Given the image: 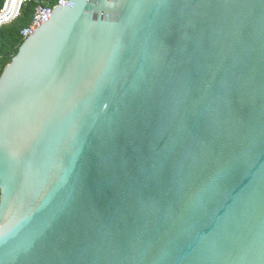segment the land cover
Instances as JSON below:
<instances>
[{
  "label": "water",
  "instance_id": "1",
  "mask_svg": "<svg viewBox=\"0 0 264 264\" xmlns=\"http://www.w3.org/2000/svg\"><path fill=\"white\" fill-rule=\"evenodd\" d=\"M0 77V264H264V0H71Z\"/></svg>",
  "mask_w": 264,
  "mask_h": 264
},
{
  "label": "built area",
  "instance_id": "2",
  "mask_svg": "<svg viewBox=\"0 0 264 264\" xmlns=\"http://www.w3.org/2000/svg\"><path fill=\"white\" fill-rule=\"evenodd\" d=\"M31 0H0V30L20 18L24 7ZM71 0H59L56 4L38 3L30 24L25 27L21 36L24 40L33 36L35 32L52 18L53 11L61 6L66 7ZM1 198V193H0Z\"/></svg>",
  "mask_w": 264,
  "mask_h": 264
},
{
  "label": "trees",
  "instance_id": "3",
  "mask_svg": "<svg viewBox=\"0 0 264 264\" xmlns=\"http://www.w3.org/2000/svg\"><path fill=\"white\" fill-rule=\"evenodd\" d=\"M59 0H31L23 9L17 20L4 26L0 30V77L5 68L17 56L25 40L21 36L22 30L27 27L35 12L38 3L56 4Z\"/></svg>",
  "mask_w": 264,
  "mask_h": 264
}]
</instances>
